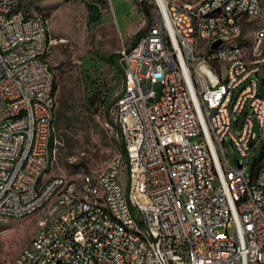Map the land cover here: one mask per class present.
<instances>
[{
  "label": "built area",
  "instance_id": "obj_1",
  "mask_svg": "<svg viewBox=\"0 0 264 264\" xmlns=\"http://www.w3.org/2000/svg\"><path fill=\"white\" fill-rule=\"evenodd\" d=\"M136 1L148 17L116 50L120 83L105 110L123 152L95 176L124 221L114 229L99 195L81 187L72 198L74 180L42 179L55 151V81L41 65L49 29L19 19L20 0H0V218L51 203L11 264H264V27L244 50L222 49L261 0ZM127 229L146 234L148 251Z\"/></svg>",
  "mask_w": 264,
  "mask_h": 264
},
{
  "label": "rangeland",
  "instance_id": "obj_2",
  "mask_svg": "<svg viewBox=\"0 0 264 264\" xmlns=\"http://www.w3.org/2000/svg\"><path fill=\"white\" fill-rule=\"evenodd\" d=\"M20 2L25 16H41L47 21L50 49L46 62L56 84L55 112L58 113L59 108L61 113L59 121L54 122V161L42 179L95 177L120 153L116 127L105 111L118 90L120 73L102 56L116 53L121 43L129 44L137 37L148 10L136 0ZM88 4L96 6L99 12L94 20L88 18ZM262 6V17L243 26L240 37H236L242 50L254 42L259 27H264V3ZM43 14L48 17L50 27ZM258 76V91L264 97L261 84L264 72H259ZM4 116L0 109V120ZM255 157L256 154L250 157L248 167ZM120 175L126 178L124 165ZM50 209L48 202L33 215L20 219L0 218V264H11L29 245L33 234L38 232L36 219Z\"/></svg>",
  "mask_w": 264,
  "mask_h": 264
},
{
  "label": "bare ground",
  "instance_id": "obj_3",
  "mask_svg": "<svg viewBox=\"0 0 264 264\" xmlns=\"http://www.w3.org/2000/svg\"><path fill=\"white\" fill-rule=\"evenodd\" d=\"M14 11L16 16L19 19L23 20H31L33 17H27L23 14L21 10V3L15 2L14 3ZM205 15L206 16H214L218 15V8H205ZM37 19H43L44 24L47 27V21L41 16H34ZM49 31V30H48ZM200 32V24H193V31H192V38H199ZM259 31L254 34V41L257 39ZM240 37V36H236ZM236 37H232L231 39L223 40L222 41V49L223 50H231V49H238L240 47L239 44L236 43ZM264 45V43H263ZM50 45L48 42V32L46 34V52L44 56L41 58V65L42 67V75L44 77H53L47 62L46 57L49 54ZM262 62H264V57H262ZM208 71L210 73H218V66L217 63H208ZM52 109L55 113V91L54 88L52 89ZM53 127H54V120H53ZM110 165V162L108 163ZM74 184L77 187H73L72 189V198H80L81 195V187H86L87 191L91 193V195H99V214L101 216H107L108 221H112V227L114 229H123L124 228V221L120 218H115L114 212H109V196L108 191L104 186H101V178L92 177L90 175H83L82 178H77L74 180ZM42 233V225H38V232L37 234ZM127 237L133 238L136 240L140 247L141 251H148V237L145 233L139 232L137 229H127Z\"/></svg>",
  "mask_w": 264,
  "mask_h": 264
},
{
  "label": "trees",
  "instance_id": "obj_4",
  "mask_svg": "<svg viewBox=\"0 0 264 264\" xmlns=\"http://www.w3.org/2000/svg\"><path fill=\"white\" fill-rule=\"evenodd\" d=\"M86 7H87V10H88V18L90 20L95 19L96 15H97V8L94 5H89V4L86 5ZM115 55L116 54H114V53L108 54L107 56L102 57V59L105 62H107L109 65H111L114 69L119 70L118 66H117V64L115 62V57H116ZM261 84L264 86V83L262 81H261ZM53 88H54V91H55L56 90V84L55 83H54ZM59 110L60 109L58 108V113H56V112L54 113V122L59 121V119H60L61 113H59ZM118 137H119V135H118ZM119 141H120V139H119ZM119 150H120V153L123 152V148H122L121 142H120Z\"/></svg>",
  "mask_w": 264,
  "mask_h": 264
},
{
  "label": "crops",
  "instance_id": "obj_5",
  "mask_svg": "<svg viewBox=\"0 0 264 264\" xmlns=\"http://www.w3.org/2000/svg\"><path fill=\"white\" fill-rule=\"evenodd\" d=\"M21 3V2H20ZM263 3H264V0H261L260 1V5H261V11H262V5H263ZM96 7V6H95ZM87 8V7H86ZM97 8V7H96ZM24 12H26L25 10H23ZM34 14V13H33ZM42 14V13H41ZM98 14H99V12H98V10H97V15H96V17L98 16ZM44 15V14H43ZM47 19H48V17L46 16V15H44ZM95 17V18H96ZM259 17H262V15H261V13L259 14V16L258 17H256V18H254V19H251V20H247L246 22H244V23H242V25H241V28L243 27V26H246L247 24H249L251 21H253V20H255V19H257V18H259ZM94 20V19H93ZM48 24H49V27H50V21H49V19H48ZM254 30V29H253ZM131 43V42H130ZM129 43V44H130ZM109 54H112V53H109ZM114 54H116V53H114ZM108 55V54H107ZM106 55V56H107ZM48 56V55H47ZM116 56V55H115ZM102 57H104V56H102ZM46 61H47V57H46ZM115 62H116V64H117V66H118V69L119 70H117V69H115L117 72H119L120 73V67H119V63H118V61H117V57H115ZM107 63V62H106ZM108 64V63H107ZM111 66V65H110ZM112 67V66H111ZM113 68V67H112Z\"/></svg>",
  "mask_w": 264,
  "mask_h": 264
},
{
  "label": "water",
  "instance_id": "obj_6",
  "mask_svg": "<svg viewBox=\"0 0 264 264\" xmlns=\"http://www.w3.org/2000/svg\"><path fill=\"white\" fill-rule=\"evenodd\" d=\"M215 45H216V43H215V44H213V45H212V47H214Z\"/></svg>",
  "mask_w": 264,
  "mask_h": 264
}]
</instances>
